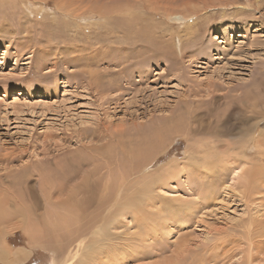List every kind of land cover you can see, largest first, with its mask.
Segmentation results:
<instances>
[{
    "label": "rangeland",
    "instance_id": "obj_1",
    "mask_svg": "<svg viewBox=\"0 0 264 264\" xmlns=\"http://www.w3.org/2000/svg\"><path fill=\"white\" fill-rule=\"evenodd\" d=\"M131 1L0 0V214L20 216L0 226L1 242L26 249L20 264H264V113L244 108L264 102V0ZM148 138L145 177L200 154L160 197L130 198L143 224L131 212L110 231L127 247H61L60 224L54 233L39 220L45 207L33 208L40 191H25L57 188L75 168L67 159L96 149L82 175L97 167L116 182L123 151ZM207 154L221 162L203 163ZM77 198L81 222L95 208Z\"/></svg>",
    "mask_w": 264,
    "mask_h": 264
},
{
    "label": "bare ground",
    "instance_id": "obj_2",
    "mask_svg": "<svg viewBox=\"0 0 264 264\" xmlns=\"http://www.w3.org/2000/svg\"><path fill=\"white\" fill-rule=\"evenodd\" d=\"M132 1L131 2L134 3V0H132ZM136 1H138V0H136ZM162 1H164V0H162ZM183 1H187V0H183ZM259 1H257V2H259ZM180 3H182V2H180ZM184 4H186V3H184ZM148 5H146V6H148ZM117 6H119V5H117ZM185 6L186 5H184V7ZM260 6L263 7L264 4H262ZM176 7H178V6H176ZM250 8H253V10H255V11L258 10L255 6H252ZM165 9L167 10V7ZM169 9L170 8H168V10ZM239 10H240L239 13H241V9H239ZM248 10H251V9H248ZM169 11H170L169 13H171V10H169ZM243 13H244V11H243ZM183 15H185V14H183ZM176 18H178L176 20L181 19L180 15H178V14H176ZM178 24H180V23H178ZM254 24L251 23V26ZM246 26L247 25L243 26V28H246ZM258 30L259 29H257V31ZM244 108H245V111L250 110V111H255L258 113H264V102L259 103L257 101L253 102V100H247L244 104ZM259 122H264V120H261ZM251 126H253V125L251 124ZM169 128L173 129L176 132H179L182 130V124L180 121H176V123L174 125L169 124ZM234 129H236V128H234ZM238 129H239V132H241L243 129H245V127L241 126ZM157 133H155V134H157ZM159 137L162 139V136L160 134H159ZM136 142H137V140H136ZM154 142H155L154 138L153 139L148 138V139H144L143 141L138 142L137 144H134V146L132 148L127 147V148H129V150L128 149H127V151L124 150L125 152L122 150L123 156H124V154L126 155V159H125L126 162L125 161L124 162L125 163L128 162V163L125 165L123 163V166L119 169V178L120 179L117 180L116 182L107 183V181L104 180V176H102V174L100 173V170L97 167H95L94 169L86 171L82 175V172L80 171L79 165L83 161L93 163L95 161L94 156L103 155L101 153V150H98L95 148L96 151H94V152L91 151L92 152L91 155H87V152H86V154H83V155L80 154L78 157H75V160L73 163L69 162L70 158H68V159L66 158L68 160L69 165L73 166L75 163V168L73 169V172H70V170L66 171L63 179L60 180L61 183L57 185V188L48 187V190L43 192V190H42L43 187L40 184L34 182L30 186V189L28 188L29 190L25 191L27 193V194L25 193V195H26L25 198H27L28 196H29V198L30 197L31 198H38L36 196V193L39 194L38 190L40 191V193L43 197L42 198L43 204L41 201V205L38 206L37 202L35 201V203H33V208L37 213L38 209L41 206L45 207L43 214L41 216H39V220L41 222V220L44 217H47L45 219V221L48 223H44V222L43 223H44V225L46 224V226L48 224L49 227H51L52 225L55 224L53 227H51L52 230L54 231V233H56L57 230H58V232H60V230L62 228L63 238H62V243L60 244V246L63 248H68L73 252L76 251L75 253H77L79 250H82L86 254H89V256H93V254L96 250L94 251L92 248H95V247L101 248L103 246L104 248H108V249H111L114 246L127 247V243H126L125 239L113 236V233H112L113 231L112 232H110V231H111V228L118 225V224H116V222L120 218H122L123 216H124L123 218H125V216L131 212L133 214V218L135 216L140 217V215H141L140 211L141 210H140V208L136 207L139 199H135L136 204H132L130 202V198H143L141 200V203H142L144 201V197L148 198L149 196H153V195H158L160 197V195L158 194V191L165 192L163 190V186H166V183L171 181V179L174 180L175 178H177L178 174L181 173L189 164L193 163L194 160H197V155L200 154V152H196L193 154L190 153L188 156H186L183 160L184 167L182 165L180 166V164H179L180 161L178 163L176 161H174V163H172V165L170 167H167L165 170H163L159 176L145 177L144 168H145V170L147 167L149 168V166L152 163L154 156L156 155V153H154V151H155ZM133 143H135V142H133ZM162 144H164V143H162ZM162 144L160 143V146L157 148H162ZM254 147H257V145L253 142V136H252L250 141L248 143L246 142L245 146L242 147V149L240 150L241 157H239V158H241L242 161L246 162L248 160L247 154ZM88 149L91 150V148H88ZM156 150H158V149H156ZM204 154L206 155L205 152H204ZM120 159L118 161L122 162L123 160H120ZM202 159L204 160L203 163L204 162L206 163V161H210V160L211 161L212 160H220L219 156L214 155V154H211L210 156L207 154L206 158L202 157ZM220 162H221V160H220ZM108 163L110 166V161ZM222 163H228V161L223 160ZM65 169H68V167L66 166V168L64 167V168H61L60 170L61 171L63 170V172H65ZM51 172L54 173L53 170ZM237 172H235V174H237ZM79 177L81 178V183L76 182L70 186V184L72 182H75L76 180H78ZM237 177L239 179H241V178L245 179L246 176L243 177L242 175H238ZM146 180H148L147 184L145 182ZM169 189H171V188H169ZM84 193H85V195H84ZM79 195H81L82 198H86L85 196L88 195L90 198H86V200H85V202L88 203V204L86 203L87 207L94 206V208H95L94 212L91 211L88 215L86 214V216H88L87 218H85V216L83 215L84 221L81 220V222L78 219L73 218V217L77 218L78 214L82 215L84 213L83 208H82L83 207L82 206V200H79L77 198ZM71 196H73V197L71 198ZM44 198H46V199L48 198L47 199L48 201L46 199L44 200ZM64 198H66V199H64ZM150 199H152V198H150ZM54 201H56V202H54ZM71 205L72 206H80L81 205V207L72 210V212L70 211V212H65V213L61 212L60 213V211H59V213H57V210H60V209L64 210L65 208H67ZM7 212L5 211L4 213L0 214V226L7 227V223L11 222L8 220L13 221L14 219H17L18 217H20V216H18L19 210H17V209H15V211L11 214H9ZM144 213H146V212H144ZM2 215H4L5 218H2ZM143 219H146V217H143ZM143 219L141 217L139 218V220L142 221L141 222L142 224H143ZM5 220H7V221H5ZM54 221H57V222H54ZM147 222L145 223V226H147ZM57 223L60 224L59 225L60 230L56 225ZM138 225H141V224L138 222ZM47 232H50V230H48ZM86 235H89V238L87 241H86V237H85ZM1 241L2 240H0V261H1V263H3V264H20V263L25 262L30 257V254L26 251V249H24L22 247H16L13 250H11L9 248V245L6 242L4 243ZM116 242H125V244H122V243L120 244V243H116ZM59 243H60V241H59ZM138 245H137V247H138ZM100 251H99V253H100ZM96 252H98V251H96ZM72 257H73V255H72ZM83 257L86 259L85 256H83ZM51 264H55V263H51ZM82 264H83V262H82ZM92 264H94V263H92Z\"/></svg>",
    "mask_w": 264,
    "mask_h": 264
}]
</instances>
